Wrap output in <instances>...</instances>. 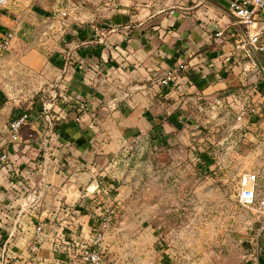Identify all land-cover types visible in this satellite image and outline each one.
<instances>
[{"label": "crops", "instance_id": "obj_1", "mask_svg": "<svg viewBox=\"0 0 264 264\" xmlns=\"http://www.w3.org/2000/svg\"><path fill=\"white\" fill-rule=\"evenodd\" d=\"M231 1L0 4V41L13 32L8 51L0 54V83L6 78L18 94L17 87L30 81L49 96L27 123L35 137L21 134L5 146L10 160L0 163V264H35L34 256L42 264L74 263L75 243L92 241L100 175L126 143L169 147L187 138L211 107L254 90L264 103V53L249 43L256 29L248 32L238 22ZM180 64L174 84L160 82ZM8 110L0 119L8 121L22 108ZM53 124L61 130L47 132L55 144L44 165L34 159L35 144L48 140L42 132ZM40 223L44 235L35 253L30 246Z\"/></svg>", "mask_w": 264, "mask_h": 264}, {"label": "rangeland", "instance_id": "obj_2", "mask_svg": "<svg viewBox=\"0 0 264 264\" xmlns=\"http://www.w3.org/2000/svg\"><path fill=\"white\" fill-rule=\"evenodd\" d=\"M8 48L0 49V54ZM259 77L256 74L255 82ZM25 85L13 94L6 78L1 81L0 115L17 106L44 108L49 96L42 95L37 84L27 81ZM261 98L254 90L234 103L227 100L217 109L211 107L188 133V137L197 136L192 140L185 136L159 149L143 141L128 142L109 159L93 194L98 211L94 210L91 224L93 234L106 208L111 209L112 220L101 244L104 264H264ZM10 101L17 104L10 108ZM251 107L256 108L253 114L248 112ZM3 119L0 149L18 142L7 138L10 118ZM49 130L42 132L48 140L42 146L35 144L33 155L44 165L49 164L55 144V136L47 132L57 133L61 126L53 124ZM29 133L34 138L37 130L26 124L22 137ZM246 172L257 173L256 196L250 203L240 200L241 178ZM74 247L72 264H77L80 252L76 243Z\"/></svg>", "mask_w": 264, "mask_h": 264}, {"label": "built area", "instance_id": "obj_3", "mask_svg": "<svg viewBox=\"0 0 264 264\" xmlns=\"http://www.w3.org/2000/svg\"><path fill=\"white\" fill-rule=\"evenodd\" d=\"M9 0H0V4L6 5ZM231 12L236 16L238 22L245 24L250 32L251 27H255L253 33H249V43H251L257 51L264 53V0H232L230 4ZM64 14L66 12H63ZM260 16V17H259ZM258 23L262 26L258 29ZM223 31L217 32L222 34ZM13 37L12 31L5 32L0 41V49H7ZM184 67L183 64L171 67L161 76L160 82L163 84H174L177 80L179 71ZM261 73L264 76V65L260 67ZM248 112L253 114L256 112L255 107H251ZM34 110L22 109L12 115L8 122V139L16 142L21 138L22 128L32 119ZM245 112L238 115L239 118L244 116ZM10 160V149H0V163H7ZM256 180L257 173L246 172L241 178L240 200L244 203L253 202L256 196ZM264 204V199H263ZM112 220V211L106 208V212L101 220L96 224L92 235L91 242L77 243V250L80 252L79 261L77 264H104V254L101 249L104 236L107 228ZM44 224L40 223L37 226V235L31 243V250L37 252L41 245V239L44 235ZM35 264H42L37 257H33ZM5 264H8L7 262ZM17 264V263H14Z\"/></svg>", "mask_w": 264, "mask_h": 264}]
</instances>
